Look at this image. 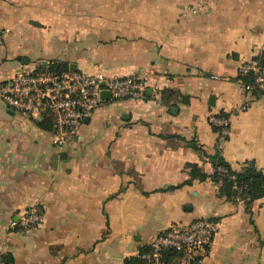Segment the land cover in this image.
I'll list each match as a JSON object with an SVG mask.
<instances>
[{"label": "crops", "instance_id": "1", "mask_svg": "<svg viewBox=\"0 0 264 264\" xmlns=\"http://www.w3.org/2000/svg\"><path fill=\"white\" fill-rule=\"evenodd\" d=\"M4 29L0 83L56 62L146 76L151 94L105 98L61 151L49 117L0 96V260L125 264L171 225L207 217L217 231L197 264H264V196L249 209L210 176L186 183L189 163L211 174L217 153L264 170V94L238 76L264 50V0H0ZM33 206L40 225L9 227Z\"/></svg>", "mask_w": 264, "mask_h": 264}, {"label": "built area", "instance_id": "2", "mask_svg": "<svg viewBox=\"0 0 264 264\" xmlns=\"http://www.w3.org/2000/svg\"><path fill=\"white\" fill-rule=\"evenodd\" d=\"M7 30H0V40ZM254 73L251 82H242L248 90L264 91V63L252 58L241 64L239 74ZM241 80V79H240ZM103 90L112 98L147 99L151 87L146 76L128 74L106 76L91 74L76 68L43 69L37 65H21L14 74L0 83V96L11 107L32 116H46L54 127L53 143L63 150L77 133L85 117L103 100ZM248 104H244L245 108ZM213 123L221 125L220 138L228 132L229 118L215 115ZM44 221V213L33 206L9 221L12 229H30ZM217 231L210 218H198L188 225L173 224L157 234L143 254L147 264H197L206 252ZM179 252L167 257V250ZM0 264H6L0 260Z\"/></svg>", "mask_w": 264, "mask_h": 264}, {"label": "trees", "instance_id": "3", "mask_svg": "<svg viewBox=\"0 0 264 264\" xmlns=\"http://www.w3.org/2000/svg\"><path fill=\"white\" fill-rule=\"evenodd\" d=\"M253 58L264 63V50L260 54L255 55ZM67 68L59 67L58 64L54 62L50 64L48 69L64 70ZM238 76L242 82H251L254 79L253 72H248L245 75L239 74ZM253 93L264 94V91L253 90ZM217 115L228 117L225 113H219ZM213 126L218 132L222 129L221 125L219 126L213 123ZM227 126L229 128L230 123H228ZM227 136L228 133L224 136V138ZM194 146L198 147L197 144H194ZM211 158L215 161V169L211 174L203 171L198 163H189V166L191 167V176L186 180V183L192 182L195 178L206 179L210 176L214 181L220 183L219 193L221 195H224L226 198L231 200L244 199L246 200L249 209H251V204L255 199L264 196V170L258 168L253 160L245 161L243 168L241 170H236L220 153L212 154ZM149 248V244L144 245L138 255L127 257L125 259V264H147L143 258V254L147 252ZM178 254L179 252L177 250H167L168 258L177 256ZM2 260H4L6 264H13V259L9 254H4L2 256Z\"/></svg>", "mask_w": 264, "mask_h": 264}, {"label": "water", "instance_id": "4", "mask_svg": "<svg viewBox=\"0 0 264 264\" xmlns=\"http://www.w3.org/2000/svg\"><path fill=\"white\" fill-rule=\"evenodd\" d=\"M28 61H29L28 59L23 60V62H28ZM101 96L104 97V98H110L111 97V93H110L109 90H103L101 92ZM212 98H214V97L212 96ZM85 119L88 120V118H85ZM66 155H67V152L63 151L62 152V156H66Z\"/></svg>", "mask_w": 264, "mask_h": 264}]
</instances>
